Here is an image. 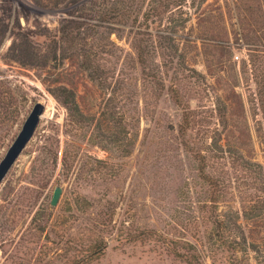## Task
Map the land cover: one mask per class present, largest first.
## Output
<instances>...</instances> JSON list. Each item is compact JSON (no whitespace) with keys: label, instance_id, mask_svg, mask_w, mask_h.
<instances>
[{"label":"rangeland","instance_id":"1","mask_svg":"<svg viewBox=\"0 0 264 264\" xmlns=\"http://www.w3.org/2000/svg\"><path fill=\"white\" fill-rule=\"evenodd\" d=\"M149 2L0 0V160L45 106L0 183V264H264V44L250 53L216 0H187L144 22L142 76L114 7Z\"/></svg>","mask_w":264,"mask_h":264},{"label":"trees","instance_id":"2","mask_svg":"<svg viewBox=\"0 0 264 264\" xmlns=\"http://www.w3.org/2000/svg\"><path fill=\"white\" fill-rule=\"evenodd\" d=\"M219 3V15L223 17L224 12L227 10V15L231 20H235L238 23V31L235 34L238 35L247 46L250 53L259 51L257 49L258 44H264V0H216ZM187 0H150L148 4V9L142 12L140 8H135L130 14H126L123 10L116 9L115 15H127L126 20L120 21V24L127 25V39L129 45L132 49L133 56H131V61L139 67L141 75H145V71L149 69V53L147 49V44L144 41L143 26L144 22L149 19L156 26H161L164 20L170 21L173 14L183 13V8L186 6ZM224 8L226 9L224 11ZM261 31L260 34L256 32ZM118 38L121 36L115 32ZM162 38L165 37L166 40L172 41L169 44V53H165L167 57L172 56L176 52L177 47L173 43V39L169 36L160 35ZM113 43V42H112ZM115 46L119 47L114 43ZM153 54L157 52L156 47H153ZM169 59V58H168ZM249 63L245 61L244 68H247L251 63L254 65L253 59H248ZM253 71V70H252ZM264 78L262 76L261 80L256 81V86L261 90L264 87ZM55 98L59 99L62 105L67 111V121L72 123L71 125L77 126L80 124V118L83 114L80 110L78 101L75 96V92L65 86L57 87L52 91ZM187 121V118H185ZM210 181V180H209ZM172 251L176 255L182 257L181 252L172 248ZM185 261L187 264H201L200 261L194 257H186ZM70 264H75L71 262ZM86 264V263H84Z\"/></svg>","mask_w":264,"mask_h":264},{"label":"water","instance_id":"3","mask_svg":"<svg viewBox=\"0 0 264 264\" xmlns=\"http://www.w3.org/2000/svg\"><path fill=\"white\" fill-rule=\"evenodd\" d=\"M44 108L45 106L41 102H37L34 105L30 114L23 123L21 130L17 134L12 144L7 149L3 158L0 160V183L4 178L5 174L7 173V171L9 170V168L16 160V158L20 155L26 144L33 136L35 128L40 120V116L44 112ZM61 192H62V186L57 185L54 188L53 195L50 200L51 206H55L57 204Z\"/></svg>","mask_w":264,"mask_h":264}]
</instances>
